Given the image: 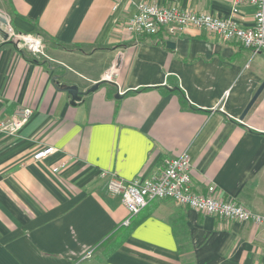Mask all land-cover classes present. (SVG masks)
Masks as SVG:
<instances>
[{
  "label": "crops",
  "instance_id": "1",
  "mask_svg": "<svg viewBox=\"0 0 264 264\" xmlns=\"http://www.w3.org/2000/svg\"><path fill=\"white\" fill-rule=\"evenodd\" d=\"M150 1L254 25L253 9L234 12V0ZM111 7L0 0V121L32 110L15 137L0 135V264H264V231L169 200L127 231L100 178L150 179L186 152L196 192L213 186L264 216V89L239 120L264 81V53L193 28L137 36L126 29L133 5ZM8 28L40 39L44 63L25 61ZM54 79L80 100L72 106ZM45 147L55 152L33 160Z\"/></svg>",
  "mask_w": 264,
  "mask_h": 264
},
{
  "label": "built area",
  "instance_id": "2",
  "mask_svg": "<svg viewBox=\"0 0 264 264\" xmlns=\"http://www.w3.org/2000/svg\"><path fill=\"white\" fill-rule=\"evenodd\" d=\"M125 1L133 5L134 12L126 22V29L137 36H156L163 32L169 37L183 34L187 28L212 33L221 41H237L254 53H264V0H234L232 10L239 4L253 9L254 25L240 27L232 18H218L209 14L195 13L176 5H161L150 0H112V10ZM11 40L35 57L44 56L45 45L35 36L16 34L7 30ZM32 115L30 108H20L6 120L0 121V135L14 137ZM55 152L53 147L37 151L33 160L39 161ZM106 193L117 197L128 216L122 226L128 227L132 220L154 201L169 200L195 210L203 215L226 221L249 223L264 231V216L258 215L234 200H223L215 195V187L209 186L204 194L194 190L191 180V160L186 152L162 162L159 172L150 179L124 180L114 174L100 172ZM91 253L84 259L89 258Z\"/></svg>",
  "mask_w": 264,
  "mask_h": 264
},
{
  "label": "water",
  "instance_id": "3",
  "mask_svg": "<svg viewBox=\"0 0 264 264\" xmlns=\"http://www.w3.org/2000/svg\"><path fill=\"white\" fill-rule=\"evenodd\" d=\"M0 22L3 24H6L5 19L0 17ZM7 38V35H6ZM166 47L169 49H173L174 48V44L171 42H167L166 43ZM99 86V83L94 84L89 90L88 92H92L94 90H96ZM264 89V81L261 83V85L259 86V88L257 89V91L255 92V94L253 95V97L251 98V100L249 101V103L247 104L246 108L244 109L242 115L240 116L239 120H243L244 116L246 115V113L248 112V110L250 109V107L252 106V104L255 102L256 98L259 96V94L261 93V91ZM71 97V101L70 104L73 106L76 104V102H78L80 100V93L78 92L77 87L75 86H69L66 87L64 89Z\"/></svg>",
  "mask_w": 264,
  "mask_h": 264
},
{
  "label": "trees",
  "instance_id": "4",
  "mask_svg": "<svg viewBox=\"0 0 264 264\" xmlns=\"http://www.w3.org/2000/svg\"><path fill=\"white\" fill-rule=\"evenodd\" d=\"M15 46H16V49L18 50V52L21 54V56L23 57V59L25 61H27L29 63H33V64H42V63H44V61H43V59L41 57L37 58V57L33 56L31 53L27 52L24 48L19 47L17 44H15ZM53 81H54L55 87H57L58 90H64L66 88L65 85H61V84L57 83L56 79H54ZM102 84H104V82H100L99 83V85H102ZM137 216L132 220L131 224L128 227H123L122 225H121V227L127 229V231L130 232V230L132 228H134L136 225H138L140 223V220H136Z\"/></svg>",
  "mask_w": 264,
  "mask_h": 264
},
{
  "label": "rangeland",
  "instance_id": "5",
  "mask_svg": "<svg viewBox=\"0 0 264 264\" xmlns=\"http://www.w3.org/2000/svg\"><path fill=\"white\" fill-rule=\"evenodd\" d=\"M19 47H20V46H19ZM21 48H22V47H21ZM14 137H15V136H14ZM11 138H12V137H11ZM103 192H105V194H107V193H106V191H104V190H103ZM107 195H108V194H107ZM168 204H170V202H169V201H168Z\"/></svg>",
  "mask_w": 264,
  "mask_h": 264
}]
</instances>
